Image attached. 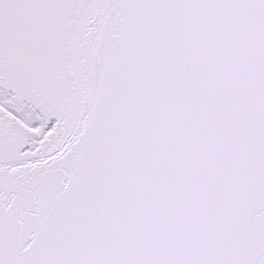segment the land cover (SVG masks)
<instances>
[{
	"label": "snow or ice",
	"instance_id": "snow-or-ice-1",
	"mask_svg": "<svg viewBox=\"0 0 264 264\" xmlns=\"http://www.w3.org/2000/svg\"><path fill=\"white\" fill-rule=\"evenodd\" d=\"M0 264H264V0H0Z\"/></svg>",
	"mask_w": 264,
	"mask_h": 264
}]
</instances>
